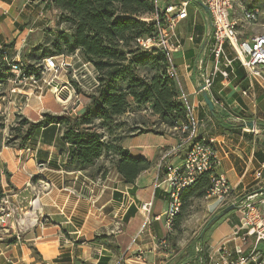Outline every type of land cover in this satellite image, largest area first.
<instances>
[{
	"label": "crops",
	"instance_id": "crops-1",
	"mask_svg": "<svg viewBox=\"0 0 264 264\" xmlns=\"http://www.w3.org/2000/svg\"><path fill=\"white\" fill-rule=\"evenodd\" d=\"M184 1L162 0L159 7L156 0L155 6L163 12L167 6L178 8ZM236 2L240 13L236 17L232 9L231 19L241 20L242 7L256 8L258 20L264 15L260 8L262 0ZM191 3L193 7L189 10ZM47 5L48 0H43L38 8L49 9ZM185 10L187 17L173 29L166 30L170 45L177 46L172 59L179 97L193 109L197 137L211 141L217 151L220 159L217 173L225 175L233 196L238 201L249 196L254 200L264 199V85L247 78L246 71L225 44V54L232 61L227 68L229 76L223 80L221 75H215L206 92L213 103L214 114L209 111L197 88L200 75L211 72L214 63L211 20L196 2L190 1ZM23 12V8L18 10L16 0H0V44H13L11 59H21L28 33L38 29L29 25L23 27L17 22V16ZM174 13L176 11L170 16ZM245 25L249 24L238 23L239 40L255 35L242 31ZM85 102L83 107L67 114H82ZM1 108L6 110L4 103H0ZM249 123L252 125L248 126ZM51 127L37 132L28 145L30 151L12 147L0 149V187L4 193L11 192L5 195L4 204L13 205L16 212L13 220L17 219L23 232L13 244L7 242L8 236L0 238V264H188L199 256L195 254V247L200 238L206 247L220 245L230 239L239 226L241 212L237 207L210 223L218 211L215 200L200 199L205 212L201 232L193 242L181 244L178 249L174 246L175 255H167L157 243L166 235L164 214L168 196L155 188V180L165 172L160 149L176 147L179 135L161 125L160 130L147 129L144 133L124 136L119 142L121 148L130 157L143 158L151 164L133 184H125L108 156L101 157L85 171L66 168L68 146L60 138L62 129ZM185 148L181 149L180 158L184 157ZM169 161L176 164L179 159ZM100 167L104 168L101 172ZM104 170L106 173L102 176ZM144 203H151L149 213L140 209ZM260 209L264 213V208ZM156 216L161 219L155 221ZM191 244L193 256L189 255ZM232 247L233 242H228L227 248ZM261 249L264 252V245Z\"/></svg>",
	"mask_w": 264,
	"mask_h": 264
},
{
	"label": "trees",
	"instance_id": "trees-1",
	"mask_svg": "<svg viewBox=\"0 0 264 264\" xmlns=\"http://www.w3.org/2000/svg\"><path fill=\"white\" fill-rule=\"evenodd\" d=\"M47 6L58 12L59 24L64 29L48 31L52 36L50 49L31 47V63L24 64L25 74L38 79L36 65L43 59L76 52L95 73V92L88 96L90 101L85 111L77 116L43 113L37 122L20 117L12 128L15 142L9 141L8 145L18 150L29 149L38 131L58 127L62 129L61 140L68 146L66 168L85 171L101 157L108 156L125 184H133L151 164L143 158L130 157L121 148V139H106L115 129L117 117L134 105L136 108L147 106L159 126L171 129L185 121L186 109L179 101L177 82L166 73L165 53L155 48L145 50L137 43L138 39L157 37L158 26L162 25L161 20L156 22L160 12L153 0H48ZM12 48L13 44L2 45L0 50V86L11 77L3 58H12ZM21 58L25 62L22 53ZM144 132L147 130L138 133ZM16 142V146L12 145ZM105 173L104 170L102 176ZM210 175H199L180 195V211L174 219L173 231L193 202L206 197ZM4 197L0 187V205ZM168 240L171 243L170 237ZM16 241L15 237L7 240L10 244ZM198 243L203 245V238ZM190 263L200 264L197 257Z\"/></svg>",
	"mask_w": 264,
	"mask_h": 264
},
{
	"label": "built area",
	"instance_id": "built-area-1",
	"mask_svg": "<svg viewBox=\"0 0 264 264\" xmlns=\"http://www.w3.org/2000/svg\"><path fill=\"white\" fill-rule=\"evenodd\" d=\"M153 1L154 3L156 2V0ZM190 1L206 7L212 27L211 53L214 63L211 72L200 75L197 93L208 92L216 74L221 75L223 80L228 79L229 72L227 68L230 67L232 61L225 54V44L230 47L235 58L246 71L247 78L252 82L264 85V33L255 34L250 39L239 40L237 31L240 21L249 25L256 23L259 18V11L256 8L242 7L241 20L231 19L230 12L233 9L235 0H185L178 8L167 6L163 12H160L159 20H156L158 23L160 20L162 21V25L158 26L157 37L138 39L137 43L145 50L152 48L163 50L167 62L166 73L168 77L177 81V74L172 59V53L176 51L177 46L173 47L170 45V37H168L166 30L173 29L177 22L187 17L185 8ZM246 1L252 2L255 0ZM175 11L176 13L170 16ZM1 49L2 45L0 44ZM53 58H46L40 62L42 74L45 72L55 73L57 71ZM3 60L12 74L10 79L12 94L16 91L15 87L25 86L26 83L33 85L37 83L39 78L37 79L33 75H26L25 65L18 57L14 59L4 57ZM81 63L82 67L86 69L90 66L88 63ZM179 99H182V104L186 109L185 121L176 124L170 130L179 135L180 142L176 147H162L160 149V159L164 165L165 172L162 175H158L155 180V188L162 190L168 196L167 209L164 214L166 235L164 238L159 239L158 247L167 255L173 256L176 254L168 238L173 232L174 219L180 211V195L186 188L193 185L199 175L211 173L210 187L206 192L205 199H214L217 210L234 205L240 210L241 219L239 226L233 231L230 239L225 240L224 243L207 247L197 243L195 252L199 255L197 257L198 263L264 264V252L261 249V246L264 245V213L260 209V207L264 208V199L254 200L253 196H249L244 200L238 201L233 196L232 188L225 175L217 173L220 159L212 142L203 137H197L193 109L182 96ZM63 100L67 102L68 99L64 98ZM184 147H186L184 157L180 158L179 153ZM26 150L30 151L28 148ZM170 158H178L179 161L173 164L169 161ZM1 203L0 230L15 231L13 236L16 240H19L21 229L17 219L13 220L16 213L15 209L12 210L7 207L4 204V198ZM150 207L151 203H144L140 206V209L144 213H149ZM160 219L161 217L159 216L154 217L155 221ZM34 222L36 224L37 220ZM228 242H233L232 249L227 248Z\"/></svg>",
	"mask_w": 264,
	"mask_h": 264
},
{
	"label": "rangeland",
	"instance_id": "rangeland-1",
	"mask_svg": "<svg viewBox=\"0 0 264 264\" xmlns=\"http://www.w3.org/2000/svg\"><path fill=\"white\" fill-rule=\"evenodd\" d=\"M42 1L43 0H16L18 10L21 8L24 9L21 16H17V22L23 25V27L29 25L30 27L38 28L32 33H28L25 42H23L22 54L24 55L25 62L22 58L20 61L25 65L31 63L29 55L31 54L32 46H41L44 50L51 48L49 40L52 39V36L48 35V31L54 32L56 29H64V25L59 24L57 11H52L50 8L45 10H40L38 8ZM161 1L162 0H158L159 7L162 6ZM235 2L233 4V12L234 15L238 17L240 10L236 8L235 4L237 2ZM23 3H25V6H23ZM192 7L193 4L191 3L189 10H191ZM252 7L255 6L252 5ZM260 8L264 12V3H262ZM38 12H42V14H38ZM242 31L249 36L256 33H264V15L261 16L257 23L245 25ZM53 59L57 66V71L55 73L45 72L42 74L41 65H36V69L40 73V78L34 85L26 83L25 86L20 85L19 87H15L16 91L12 94V86L10 83V79L12 78L11 73L9 80L1 84L0 103L5 104L6 110L0 109V149L3 147H10L11 144L8 145L9 141L10 143L15 142L13 141L14 134H12V128L15 127L20 117L30 121L38 119V117L42 118L43 113L56 114L55 112H63L61 114H67L74 108L79 106L83 107L86 103L85 101H87L86 106L88 105L90 101L88 96L95 92V88L93 87L97 84L92 67L89 66L87 69L82 67L81 62L83 61L76 52L72 55H57L54 56ZM64 98L66 100L68 99L67 102L63 100ZM57 99L63 102L61 103ZM72 115H74V113H72ZM119 125L120 127L118 128ZM113 126L115 129L109 133V136H111L106 137V139L120 140L130 133L147 129H161L157 123V119L151 114L147 106L136 108L134 105L130 106L126 114L117 117ZM17 143L18 142L12 145L16 146ZM41 181L44 183L45 179L42 178ZM2 193L3 195H8L11 192L4 193L2 191ZM34 201L35 200H33V203ZM9 208L12 210L15 209L11 203ZM204 214L202 201H194L192 206L188 209V213L183 216L181 222L173 231L172 236H170L171 244L177 248L181 244L187 245L189 242H193L203 228L201 225L203 224ZM22 233L21 230L20 235H22ZM6 236H8L7 238L9 239L13 237L12 231L0 230V238H6ZM193 254L194 247L191 244L189 247V255L193 256Z\"/></svg>",
	"mask_w": 264,
	"mask_h": 264
},
{
	"label": "water",
	"instance_id": "water-1",
	"mask_svg": "<svg viewBox=\"0 0 264 264\" xmlns=\"http://www.w3.org/2000/svg\"><path fill=\"white\" fill-rule=\"evenodd\" d=\"M203 9L205 11H207L206 7H203ZM202 97H203V100L205 102V104L207 105V107L209 108V111L213 112V103L211 102V100L208 98V95L206 92H203L202 93ZM252 123H249L248 126H251ZM236 207L234 205H229L227 207H225L224 209H222L216 216H214L210 223L213 222V221H217V220H220L222 217H224L227 213H229L231 210L235 209ZM208 223V225L210 224Z\"/></svg>",
	"mask_w": 264,
	"mask_h": 264
}]
</instances>
